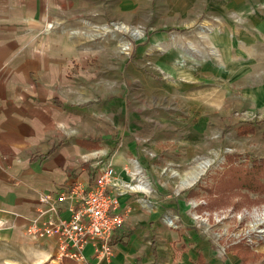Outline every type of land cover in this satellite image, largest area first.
Segmentation results:
<instances>
[{
  "label": "rangeland",
  "instance_id": "1",
  "mask_svg": "<svg viewBox=\"0 0 264 264\" xmlns=\"http://www.w3.org/2000/svg\"><path fill=\"white\" fill-rule=\"evenodd\" d=\"M134 5L125 8L120 0L118 11L93 28L87 23L80 47L87 85L103 88L89 102L104 109L103 124L90 122L92 130L113 129L110 147L126 149L128 172L140 155L153 167L163 190L161 221L168 213L175 222L166 225L179 229L183 213L217 251L258 258L264 254L257 250L264 248V121L255 132L246 125L264 118V0ZM205 161L196 181L183 185ZM146 238L157 244L158 230ZM14 241L0 236V264H76L57 259L56 248L37 255L39 249Z\"/></svg>",
  "mask_w": 264,
  "mask_h": 264
},
{
  "label": "crops",
  "instance_id": "2",
  "mask_svg": "<svg viewBox=\"0 0 264 264\" xmlns=\"http://www.w3.org/2000/svg\"><path fill=\"white\" fill-rule=\"evenodd\" d=\"M119 1L0 0V236L39 249L37 255H52L55 238L25 232L28 218L42 206L39 192L79 180L90 183L98 165L112 160L120 181L129 185L119 196L125 224L105 264H264V254L248 259L237 251H217L181 211L179 229L166 225L175 222L168 213L161 221L163 190L153 167L138 150L140 160L128 172L126 149L110 147L113 129L92 130L90 122H103L104 109L89 100L102 95L103 88L87 85L86 54L80 47L87 23L93 28L118 11ZM122 4L133 8L135 0ZM50 22L52 28L45 30ZM263 121H248L246 128L255 132ZM60 214L67 217L69 210L63 206ZM157 230L160 243L147 240L150 234L157 237Z\"/></svg>",
  "mask_w": 264,
  "mask_h": 264
},
{
  "label": "built area",
  "instance_id": "3",
  "mask_svg": "<svg viewBox=\"0 0 264 264\" xmlns=\"http://www.w3.org/2000/svg\"><path fill=\"white\" fill-rule=\"evenodd\" d=\"M128 185L120 181L112 160L102 163L90 183L79 180L53 192H39L42 206L28 218L25 232L55 238L57 259L105 264L112 258L115 236L125 224L119 196ZM63 206L69 210L67 217L60 214Z\"/></svg>",
  "mask_w": 264,
  "mask_h": 264
},
{
  "label": "bare ground",
  "instance_id": "4",
  "mask_svg": "<svg viewBox=\"0 0 264 264\" xmlns=\"http://www.w3.org/2000/svg\"><path fill=\"white\" fill-rule=\"evenodd\" d=\"M50 24H51V23H50ZM50 24H48L49 27L51 26ZM117 26H118L119 28H126L122 23H121V24H118ZM131 32H132V34L139 36L141 31H140L139 29H136V28H135V29H132ZM122 44L125 45V47H127V42H126V41H124ZM207 164H208L207 161H205V162H201L200 165H199L200 168H199L198 170L194 171V172L192 171V172L187 176V178L183 181L182 184H183V185H189V184H192V183L196 180V178H197V176H198V173L200 172V169H201V170L204 169V168L206 167ZM261 219L264 221V216H263ZM261 219H260L259 221L253 222L252 225H251V227H252V228H255L256 224L261 222ZM259 230H264V228H263V229H259Z\"/></svg>",
  "mask_w": 264,
  "mask_h": 264
},
{
  "label": "trees",
  "instance_id": "5",
  "mask_svg": "<svg viewBox=\"0 0 264 264\" xmlns=\"http://www.w3.org/2000/svg\"><path fill=\"white\" fill-rule=\"evenodd\" d=\"M262 184H264V183H262Z\"/></svg>",
  "mask_w": 264,
  "mask_h": 264
},
{
  "label": "water",
  "instance_id": "6",
  "mask_svg": "<svg viewBox=\"0 0 264 264\" xmlns=\"http://www.w3.org/2000/svg\"><path fill=\"white\" fill-rule=\"evenodd\" d=\"M197 179V178H196Z\"/></svg>",
  "mask_w": 264,
  "mask_h": 264
}]
</instances>
